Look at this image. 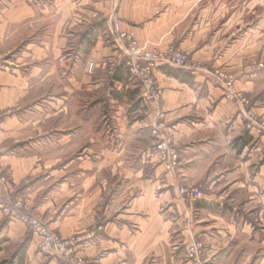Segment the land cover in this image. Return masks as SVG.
<instances>
[{
	"label": "crops",
	"instance_id": "0c3cea01",
	"mask_svg": "<svg viewBox=\"0 0 264 264\" xmlns=\"http://www.w3.org/2000/svg\"><path fill=\"white\" fill-rule=\"evenodd\" d=\"M113 21L146 50L176 46L234 74L250 103L225 100L204 72L165 67L162 100L143 102L125 70L108 74ZM251 46H264V0H0L6 194L56 235L79 237L89 264H191L194 236L208 262L264 264V137L244 126L247 111L264 116V74L243 70ZM75 91L85 103L73 104ZM159 111L180 156L171 171L155 150ZM182 186L202 198H182ZM38 243L0 212V264H61Z\"/></svg>",
	"mask_w": 264,
	"mask_h": 264
},
{
	"label": "built area",
	"instance_id": "2783aa9c",
	"mask_svg": "<svg viewBox=\"0 0 264 264\" xmlns=\"http://www.w3.org/2000/svg\"><path fill=\"white\" fill-rule=\"evenodd\" d=\"M116 45V52L107 63L108 74L113 75L120 68L126 71L129 77L140 86V98L145 103H159L163 97V88L158 84L155 73L162 67L183 70L192 76L204 72L222 90L225 100L240 105H247L237 87V78L234 74L216 68L204 67L196 62L189 51L181 50L176 46H169L163 51H151L144 49L137 39L122 28L119 21H113L110 29ZM263 68V64L249 68V72ZM96 63L88 64V72L93 74ZM245 129L253 136L264 137V120L258 118L253 112H246ZM165 114L157 113V122L152 127V134L159 138L155 144L166 169L174 170L179 163L180 156L170 141V136L165 133ZM7 178L0 167V212L7 221L19 222L26 226L33 237L39 239L38 251L48 259L56 260L61 264H89L81 255L78 244L79 237L62 238L52 232L41 219L29 214L25 209V200L22 197L12 199L6 194ZM178 194L188 200L202 198L200 188L187 186L179 187ZM204 245L201 240L194 238L187 246V256L191 264H203L201 255Z\"/></svg>",
	"mask_w": 264,
	"mask_h": 264
},
{
	"label": "rangeland",
	"instance_id": "374dc122",
	"mask_svg": "<svg viewBox=\"0 0 264 264\" xmlns=\"http://www.w3.org/2000/svg\"><path fill=\"white\" fill-rule=\"evenodd\" d=\"M184 51H186V50H184ZM241 52H242V57H243V70L244 71H250V69L249 68H251L252 66L253 67H255V66H258V65H260V64H263V68H261L260 70H258V67L256 68V71L258 70V72H262L263 74H264V46H251V47H244V48H242V50H241ZM9 59H11L10 57H9ZM213 67V66H212ZM216 67V66H215ZM15 68V64L13 63L12 65L9 63V65H8V69H9V71H13V69ZM211 68V67H210ZM216 68H218V69H220V70H223V71H225L224 69H222V68H219V67H216ZM60 72V68L57 66V74H60L59 73ZM225 72H227V71H225ZM253 72H255V71H253ZM228 73H230V72H228ZM232 74V73H231ZM237 84V83H236ZM241 92V91H240ZM241 94L243 95V93L241 92ZM243 97L247 100V105L250 103L249 102V100L243 95ZM43 100H41L40 101V103L42 102ZM73 104H75L76 106H79L81 103H85V101L83 100V99H81V96H80V91H75V95L73 96ZM43 104H46V103H43ZM247 112H253V111H251V110H249V111H247ZM39 113H40V119L41 120H44V123H41L40 124V129H41V131H40V133L39 134H41V135H45L46 134V132L48 131V129H49V127H48V125H47V121H46V115H47V109L46 108H43V110H41V111H39ZM253 113H255V112H253ZM256 114V113H255ZM258 116V115H257ZM94 117V116H93ZM80 118V116H74L73 115V117H72V121L73 122H76L75 124H77L78 123V119ZM258 118H260L261 120H264V116H258ZM71 128H73V130L75 129L74 128V126L73 127H71ZM6 175V174H5ZM6 178H7V181H6V184H8V180H9V178H8V176L6 175ZM187 187H191V188H200L201 189V187L200 186H187ZM201 192H202V190H201ZM194 238H197V239H199V240H201L202 241V243H203V245H204V249H203V253H202V255H201V260H202V262H203V264H214V263H212V262H208V261H206V260H204L203 259V256H204V252H205V249H206V245H205V242L202 240V239H200V238H198V237H196V236H194ZM193 240V238L191 239V241ZM190 244V243H189ZM188 257V256H187ZM188 260H189V258H188Z\"/></svg>",
	"mask_w": 264,
	"mask_h": 264
},
{
	"label": "trees",
	"instance_id": "16d2710c",
	"mask_svg": "<svg viewBox=\"0 0 264 264\" xmlns=\"http://www.w3.org/2000/svg\"><path fill=\"white\" fill-rule=\"evenodd\" d=\"M175 70V69H174ZM2 264H5V262L4 263H2Z\"/></svg>",
	"mask_w": 264,
	"mask_h": 264
}]
</instances>
